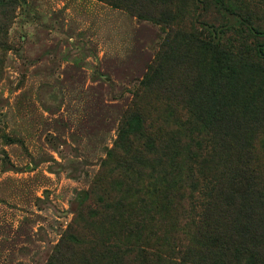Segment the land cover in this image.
<instances>
[{
  "label": "rangeland",
  "instance_id": "1",
  "mask_svg": "<svg viewBox=\"0 0 264 264\" xmlns=\"http://www.w3.org/2000/svg\"><path fill=\"white\" fill-rule=\"evenodd\" d=\"M199 43L241 52V74L230 79L223 70L217 79L216 61ZM259 49L264 0H0V264H57L71 233L94 251L120 239L113 215L98 214L116 208L102 202L107 196L131 198L118 164L122 119L144 85L153 125L168 133L167 151L159 150L166 160L175 163L190 143H219L216 123L200 133L207 116L239 103L245 123L235 146L264 178ZM167 61L153 84L151 68ZM171 224L186 244L193 229L182 219L149 223L143 233L162 239Z\"/></svg>",
  "mask_w": 264,
  "mask_h": 264
},
{
  "label": "trees",
  "instance_id": "2",
  "mask_svg": "<svg viewBox=\"0 0 264 264\" xmlns=\"http://www.w3.org/2000/svg\"><path fill=\"white\" fill-rule=\"evenodd\" d=\"M199 47L215 59L217 79L223 70L229 72L230 79L241 74V52L221 54L203 43H199ZM258 54L264 59L263 49H259ZM228 55L232 59L223 67L221 57ZM167 66L168 61L151 68L153 84L161 83ZM143 91L136 93L122 119L125 150L118 164L129 185L131 198L122 204L107 196L102 202L112 203L116 208L111 211L101 207L98 214L99 217L113 215L123 229L120 239L102 244L94 251L85 247L84 236L71 233L69 247L59 254L56 263L264 264V178L250 152L235 146L238 127L245 123L240 104L233 103L231 108L226 104L207 116L200 133L205 132L207 136L211 129H216L221 135L219 143L211 146L190 143L184 149L185 154L179 147L173 163L166 160V153L159 151H167L165 138L168 133L153 125L151 111L143 103ZM162 92L158 90L157 96ZM212 122L216 124L210 129ZM159 156L162 158L158 159ZM182 157L188 167L186 170L182 169ZM204 165L210 169L201 170ZM180 219L185 221L186 228L193 229L186 244H180L177 239L176 224L170 225V230L164 233L169 235L162 239L158 231L143 233L149 223L160 225Z\"/></svg>",
  "mask_w": 264,
  "mask_h": 264
}]
</instances>
